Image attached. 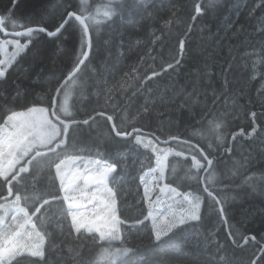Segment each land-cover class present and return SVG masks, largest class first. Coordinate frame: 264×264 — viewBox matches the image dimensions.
<instances>
[{"label":"snow or ice","instance_id":"6c2138e0","mask_svg":"<svg viewBox=\"0 0 264 264\" xmlns=\"http://www.w3.org/2000/svg\"><path fill=\"white\" fill-rule=\"evenodd\" d=\"M218 2L208 0L207 7L195 3V15L191 19L195 21L208 14ZM133 3L134 0H109L102 6L103 10L98 7L91 11L86 0H80L79 5L73 0H37L35 19L26 17L19 22L13 11L18 0H12V9L0 16V33L13 37L0 39V101L3 102L0 104V264H53L51 253H62L63 244L69 240L75 247L66 260L60 257L64 264H183L180 250L171 242L184 237L197 225H206L212 216L218 218L220 227L210 232L207 239L214 241L216 233L223 230L237 249L248 252L246 258L235 260L227 255L228 246L216 243V252L223 251L226 255L219 259L214 256L212 264H264V243H261L264 236L258 240L255 235L244 234L233 227L229 217L236 201L242 203L255 193L264 196V167L253 170L252 153L243 154L238 144V137L254 140L264 132V127L255 123V112L251 113V131L241 128L231 133L232 143L219 151L225 141L221 130L226 126V117L207 107V91L199 113L202 130L196 134L203 141H212L204 147L199 140L194 144L191 137L182 139L169 135L161 141L155 133L144 142L143 128L136 124L137 117L143 119L151 115L147 100L131 119L119 115L114 119V115L106 114L105 108L100 111L93 108L91 114L85 111L87 118L80 119L79 109L69 110V84L76 86L78 74L91 63L92 30L99 32L101 24L110 28L133 7ZM261 5L264 0L249 10V16ZM178 12L174 7L173 16ZM170 22L165 21V24ZM33 24L35 26H30ZM9 25L12 31L8 30ZM258 25L257 31L264 37V20L258 21ZM191 31L189 24L178 39V52L171 57V62L162 64L159 72L151 68L150 75L139 77L133 95L140 89H147L148 82L160 77L161 73L169 69L174 71L181 64L186 52V37ZM65 33H68L67 38H64ZM77 39L78 52L75 45L71 52L64 49V45ZM73 54L75 60L66 76L56 78L53 75L40 85L46 88L47 106H29L27 91L25 102L20 103V88L11 83L13 73L18 74L17 79L24 75L30 78L33 65L44 64L56 55L70 58ZM147 55L154 60L150 51ZM140 60L144 61L145 57L140 56ZM136 72L134 65L123 78L125 81L136 79ZM229 84L225 76L223 88ZM198 85H203V81L192 83L189 98L197 94ZM203 86L212 89L213 105L227 96L225 92L218 93L211 83ZM260 95L264 96V91ZM109 102L115 113L119 105L112 95L107 97L106 105ZM185 105L195 118L189 100ZM97 117L103 119L107 131L98 126ZM170 142H175L182 150L159 147ZM141 148L151 150L149 163L153 160L155 163V167H149L146 172L139 162ZM186 153L191 155L196 169L193 177L196 185L191 192H181L179 187L173 186L174 180L165 182L169 180L166 175L169 156L184 157ZM237 155L240 159L233 160ZM260 156L264 158V152ZM137 163H140L139 169ZM136 171L143 172L139 175L137 191L143 189L142 201L148 205V211L146 215L141 211L143 219L136 217L129 225L128 219L122 218L118 201L136 183ZM44 181H47L48 191L38 187ZM137 226L148 231L150 241H154L160 251H142L129 242L125 231L131 233ZM57 232L64 237L61 244L56 243Z\"/></svg>","mask_w":264,"mask_h":264},{"label":"trees","instance_id":"16d2710c","mask_svg":"<svg viewBox=\"0 0 264 264\" xmlns=\"http://www.w3.org/2000/svg\"><path fill=\"white\" fill-rule=\"evenodd\" d=\"M197 2L207 7L208 0H134L133 7L110 28L101 24L99 32L93 29L91 63L86 62L87 68L78 74L73 97L72 107L75 111L80 110L79 118H87L85 111L91 114L93 108L96 111L105 108L106 114L114 115V119L116 115L131 119L147 100L151 106V115L143 119L137 117L139 122L136 124L137 127L143 128L145 136L151 137L150 134L155 133L161 139H167L169 135H178L182 139L191 137L192 142L197 143L199 140L201 147H204L206 143L212 141H203L196 134L202 130L199 113L204 107V92L207 91L209 97L206 102L207 107L224 113L226 117V126L221 130L225 141L219 151H223L225 145L232 143L231 133L239 132L241 128L251 131L252 112L257 114L255 123L264 127V96L260 95L264 91V52H262L264 37L257 31L258 21L264 20V5L256 7L255 14L249 16V10L261 4V0H219L208 14L199 16L193 21L191 17L195 15L194 4ZM36 3L37 0H18L13 10L15 18L19 22L26 17L35 19ZM73 3L79 5L80 0H73ZM107 3L106 0H86L91 11L98 7L102 9ZM174 7L179 9L177 16H173ZM9 9H12V0H0V15H7ZM47 19L45 17V21ZM165 21L171 22L165 24ZM189 24L192 25V31L186 37V52L181 64L174 71L169 69L166 73H161L160 77L148 82L147 89H140L133 95L140 76L150 75L151 68L159 72L162 64L171 62V57L178 52V39L182 37ZM8 30L12 31L10 25ZM67 36L68 33H65L64 38ZM78 43L77 39L63 47L71 52L75 45L78 52ZM149 51L154 60L148 57ZM140 56H144L145 60L141 61ZM73 60L75 54L70 58L56 55L44 64L33 65L30 78L24 75L17 79L18 74L13 73L11 83L13 87L20 88V103L25 102L24 93L27 91L29 106L33 104L47 106L44 95L46 88L42 89L40 85L52 79L53 75L56 78L66 76L71 70ZM134 65L137 67L136 79L125 81L124 73L129 72ZM225 76L230 81L227 88H223ZM194 81H203V85L211 83L217 88L218 93L225 92L227 96L221 97L220 101L213 105L210 99L213 95L212 89L198 85L197 94L189 98L188 93L193 91L191 85ZM109 95H112L115 104L119 105L115 113L111 102L106 105ZM186 100H189L191 113L195 114V118H192L188 105H185ZM2 103L0 101V104ZM233 105L236 107L234 108ZM17 110L21 109L17 108ZM97 120L101 130L107 131L103 127V119L97 117ZM124 126L126 127V124ZM238 144L242 146L243 154L252 153L253 170L264 167V158L260 156V153L264 152V132L254 140L249 137H238ZM167 146L174 148L175 151L182 150L175 142ZM140 153L139 162L143 163V171H145L155 163L154 160L149 163L148 158L152 153L148 149L141 148ZM239 159V155L233 158V160ZM139 167L140 163H137L136 168ZM142 174L141 171L134 172L137 177L136 183L132 184L118 201L122 218H127L129 225L136 217L143 219L140 215L141 211L145 215L148 211V205L142 201L143 189L137 191L139 175ZM195 175L196 170L191 155L186 153L184 157L169 158L167 182L174 180L173 186L179 187L183 192L194 191ZM217 176L219 178V173ZM38 187L42 191L49 190L47 181ZM229 217L233 227L246 235H255L259 240L264 236V196L255 193L242 203L236 201L235 206L229 211ZM145 223L149 222L145 221ZM219 227L218 218L212 216L206 225H197L184 237H178L171 242L180 250L179 254L184 258L183 264H212L214 256L216 259L225 256L223 251L216 252V243L228 246L227 255L232 259L240 260L247 257L248 252L237 249L232 241L226 238L223 230L216 233L214 241L207 239L208 234ZM48 230L51 231V228ZM125 235L128 236L130 243L136 244L142 251H160L156 249L155 242L150 241L148 231L142 226L133 228L131 233L125 231ZM63 241L64 237L57 232L56 243L61 244ZM74 247V243L69 240L63 244L62 253L53 251L50 257L53 264H64V260L60 257L63 256L66 260Z\"/></svg>","mask_w":264,"mask_h":264},{"label":"rangeland","instance_id":"374dc122","mask_svg":"<svg viewBox=\"0 0 264 264\" xmlns=\"http://www.w3.org/2000/svg\"><path fill=\"white\" fill-rule=\"evenodd\" d=\"M107 2H109V0H106ZM12 39V38H10V37H5L2 33H0V39ZM9 51H11V48H9ZM75 87H77V84H76V86H73L72 84H70L69 85V90H70V95H69V100H68V107H69V110L70 111H75L74 109H73V107H72V104H73V97H74V95H75ZM151 137L150 136H143L142 137V139L144 140V142H147V140L148 139H150ZM159 147H161V148H165V147H170V146H167V145H165V144H160L159 145ZM172 148V147H171ZM173 150L175 151V149L173 148ZM148 151H150L151 152V150L150 149H148ZM85 155H88V153L85 151V153H84ZM171 156H169V158H170ZM93 158L94 159H99V158H101V156H93ZM199 158V157H198ZM152 167H155V164L152 166ZM195 168V167H194ZM196 170V169H195ZM146 171H148V169L147 170H145L144 172H146ZM167 173H168V170L166 171V175H167ZM149 179H151V177H149ZM165 182H167V181H165ZM175 187V186H174ZM181 191V190H180ZM181 192H183V191H181Z\"/></svg>","mask_w":264,"mask_h":264},{"label":"water","instance_id":"95a60500","mask_svg":"<svg viewBox=\"0 0 264 264\" xmlns=\"http://www.w3.org/2000/svg\"><path fill=\"white\" fill-rule=\"evenodd\" d=\"M0 16H1V15H0ZM9 31H11V30H9ZM8 37L13 38V37H11V36H8ZM120 139H121V138H120ZM160 140H161V141H164V140H166V139H161V138H160ZM170 143H171V142H170ZM193 143H194V142H193ZM194 144H195V143H194Z\"/></svg>","mask_w":264,"mask_h":264}]
</instances>
